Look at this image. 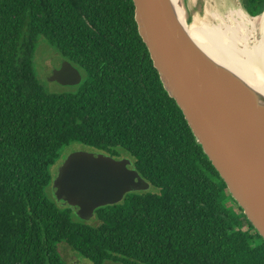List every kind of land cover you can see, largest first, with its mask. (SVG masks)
<instances>
[{"label": "trees", "instance_id": "obj_1", "mask_svg": "<svg viewBox=\"0 0 264 264\" xmlns=\"http://www.w3.org/2000/svg\"><path fill=\"white\" fill-rule=\"evenodd\" d=\"M253 32L264 0H241ZM135 0H0V264H264L246 218L165 87ZM263 11V12H262ZM44 36L86 72L76 92H48L34 69ZM78 142L132 155L156 191L75 217L48 193L51 168ZM228 198L233 209L223 203Z\"/></svg>", "mask_w": 264, "mask_h": 264}, {"label": "water", "instance_id": "obj_2", "mask_svg": "<svg viewBox=\"0 0 264 264\" xmlns=\"http://www.w3.org/2000/svg\"><path fill=\"white\" fill-rule=\"evenodd\" d=\"M135 3L141 35L165 87L229 193L264 239V94L191 37L186 23L198 24L189 22L186 0ZM64 66L72 69L69 63ZM50 79L61 80L58 71ZM54 165L52 195L60 206L74 210L102 204L127 183L130 188H147L129 158L96 149L72 150Z\"/></svg>", "mask_w": 264, "mask_h": 264}, {"label": "rangeland", "instance_id": "obj_3", "mask_svg": "<svg viewBox=\"0 0 264 264\" xmlns=\"http://www.w3.org/2000/svg\"><path fill=\"white\" fill-rule=\"evenodd\" d=\"M242 5H240L238 0H186V7H188L187 15L189 17L188 19L189 22H195L197 24L205 23V22L213 23L215 20L209 14L211 10L216 9V10H220L221 12H226L227 9L231 7L233 8L234 6V11L236 13L238 11L237 16L239 20L243 22L242 25L245 31L247 33H251L253 31L250 27V24L247 21V12L245 11L244 8H242L243 7ZM262 34H263V30H261L260 32H254V36L256 38L261 37ZM33 61H34V69L36 71L37 77L48 92H55V93L76 92L79 90V88L81 87V85L84 83L86 79V72L82 68L76 67V65L72 64L67 59H64L60 55L59 50L54 45H52L44 36H40L37 41V47L34 53ZM68 63L71 64L70 67L72 69L66 68V66H64L65 64H68ZM54 70L58 71V75L59 77H61V80L50 79V75ZM64 70H66L67 73L65 74L59 73ZM76 71L77 73H75ZM62 79L64 81H62ZM68 79H70V81H68ZM76 149H78L79 152L94 150L92 146L74 142L64 148V150L61 152L62 155L60 159L63 158L65 153H68ZM118 154L120 156H116V157H124V158L127 157L129 158V161L132 164H134L133 163L134 159L132 155H130V153H128L127 151L118 148ZM54 166H52L51 168L52 173L54 170ZM139 176L145 181L144 186L147 188L145 189L130 188L129 184L127 183L121 186L120 190L108 195L102 204L92 209L80 211L78 209L74 210L73 207H69V208L76 218L83 220L85 222H88V223H96L97 222V216H96L97 211L96 210L98 208L106 206V205H110V204L120 203L123 201V199L125 198L127 194L132 193V192L158 190V188L152 185L149 181L143 178L140 174ZM47 191L48 193L52 195V182L47 188ZM222 201L227 207H229L230 209L231 208L233 209L234 206L228 198L223 197ZM58 249L62 257L69 264H93L89 262L87 259L83 258L81 255H78L77 253L73 252L64 242H61L58 244Z\"/></svg>", "mask_w": 264, "mask_h": 264}, {"label": "bare ground", "instance_id": "obj_4", "mask_svg": "<svg viewBox=\"0 0 264 264\" xmlns=\"http://www.w3.org/2000/svg\"><path fill=\"white\" fill-rule=\"evenodd\" d=\"M179 14L182 17L183 13ZM209 14L215 20L213 23H186L191 37L212 58L264 94V29L259 38L254 32L247 33L234 6L226 12L214 9Z\"/></svg>", "mask_w": 264, "mask_h": 264}]
</instances>
